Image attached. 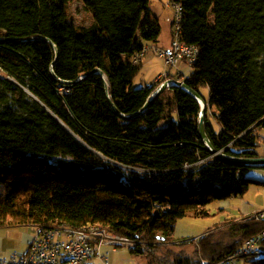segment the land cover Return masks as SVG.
Here are the masks:
<instances>
[{
  "label": "trees",
  "instance_id": "16d2710c",
  "mask_svg": "<svg viewBox=\"0 0 264 264\" xmlns=\"http://www.w3.org/2000/svg\"><path fill=\"white\" fill-rule=\"evenodd\" d=\"M81 1L90 25L72 20L71 0H0V228L96 225L131 240L147 264L231 257L263 223L246 219L179 245L176 224L264 185L248 177L264 166L213 157L199 101L177 87L135 115L165 82L133 87L142 68L134 57L158 44L160 20L150 0ZM169 2L182 5L183 40L199 49L185 83L210 90L212 146L262 157L264 0Z\"/></svg>",
  "mask_w": 264,
  "mask_h": 264
},
{
  "label": "built area",
  "instance_id": "2783aa9c",
  "mask_svg": "<svg viewBox=\"0 0 264 264\" xmlns=\"http://www.w3.org/2000/svg\"><path fill=\"white\" fill-rule=\"evenodd\" d=\"M174 10L172 24V40L169 47L162 48L156 45H146L142 52L134 57V62L139 64L143 57L153 51L157 57L162 59L171 68H177L185 63L189 67L196 64L199 49L183 40L182 16L183 7L180 3H171ZM168 85H172L163 77ZM189 76L183 77V81ZM168 86V87H169ZM255 221L264 224V211L257 212L252 217ZM264 241V230L245 242L231 257L222 260L218 264H233L237 259L249 258V252H257V256H264V250L260 248ZM131 240L118 236L108 237L106 230H71L68 228L37 229V233L26 254L14 253L9 258H0V264H90L92 259H98L99 264H109L108 253H103L104 245L120 246L130 245Z\"/></svg>",
  "mask_w": 264,
  "mask_h": 264
},
{
  "label": "rangeland",
  "instance_id": "374dc122",
  "mask_svg": "<svg viewBox=\"0 0 264 264\" xmlns=\"http://www.w3.org/2000/svg\"><path fill=\"white\" fill-rule=\"evenodd\" d=\"M150 6L153 14L157 17H161L164 22H169L170 19L174 16V10L169 4L168 0H150ZM170 5V4H169ZM69 14L72 20L78 25H90L94 22L93 15L86 10L84 4L81 0H71L69 4ZM151 66L147 64L142 65L141 70L134 79L133 87L135 89L155 84L156 79L160 74L167 75L171 74L174 80L183 81L182 77H178L179 73L177 68H171L165 64V62L159 57H155ZM178 68H182L184 76L187 77L191 73V67L187 64L182 63ZM183 76V75H182ZM165 77V76H164ZM172 79V80H173ZM199 94L203 100L207 103V110L210 111L209 99H210V90L208 87H202ZM164 126V123H163ZM262 141L258 147V153L261 156H264V132H261ZM248 177L250 179H264V169L262 168H253L249 170ZM264 185H251L248 192L242 197H233L230 200L225 201H216L210 204L208 209V214L206 216L195 217L194 215L187 216L180 219L175 228L174 238L176 244H181L185 241L197 240L200 237H203L213 231L218 229L219 233L227 232L228 226H224L226 223L232 221V219L238 218L240 212L242 211L243 199L252 205L259 204L262 199V192ZM233 204L232 207L229 204ZM241 206V207H239ZM177 251H182L180 247H176ZM182 249V250H181ZM189 254L194 252V248L186 247L184 248ZM258 258L251 257L249 259H237L233 264H256Z\"/></svg>",
  "mask_w": 264,
  "mask_h": 264
},
{
  "label": "crops",
  "instance_id": "0c3cea01",
  "mask_svg": "<svg viewBox=\"0 0 264 264\" xmlns=\"http://www.w3.org/2000/svg\"><path fill=\"white\" fill-rule=\"evenodd\" d=\"M169 4H167L168 7L170 6ZM158 18L160 20L162 32H161L160 40L156 46L166 48L170 46L172 40L173 17L170 19L169 22H164L161 19V17ZM155 57L156 55L153 51L148 52L143 57L142 65L147 64L148 66H151L153 64V61L156 59ZM178 71L179 73L177 74V76L182 77L183 79V77L185 76L184 73L182 72V68H178ZM164 76H167L168 80L173 79L171 74H167V75L160 74L156 79L155 83H159L163 81ZM255 180H259V179H255ZM259 181L264 182V179ZM244 200L245 199H243L242 211L240 212V216L238 218L232 219L231 222L226 223L224 226L231 225L232 223L241 222L246 219H253L252 217L255 213L264 211V189L262 192V199L259 201L260 202L259 204L252 205ZM229 204L232 207L233 204L231 203ZM36 233H37V229L33 227L23 226V227L0 228V258H9L14 253H19L22 255L28 253ZM260 248L263 249L262 246H260ZM101 250L103 253H108L109 264H147L146 260L143 257L135 255L131 247L128 245H120V246L104 245L101 248ZM99 263L100 261L98 259H92L90 261V264H99Z\"/></svg>",
  "mask_w": 264,
  "mask_h": 264
},
{
  "label": "water",
  "instance_id": "95a60500",
  "mask_svg": "<svg viewBox=\"0 0 264 264\" xmlns=\"http://www.w3.org/2000/svg\"><path fill=\"white\" fill-rule=\"evenodd\" d=\"M2 41V40H0ZM96 73H100L102 74L100 71H96ZM85 78V76L81 77L79 80L74 81L71 83V85H76L79 82H81L83 79ZM170 83H173L174 85H168L167 82H164L163 84H161L154 92L153 94L150 96L148 102L146 103V105L143 107V109L136 113L135 115H139L141 114L143 111H145L150 104L167 88H171V87H177L181 90H184L188 93H190L191 95H193L200 103L201 105V113H200V119H199V128H200V133L201 136L205 142V144L207 145L209 151L213 154V157H219L222 159H225L227 161H231L234 163H238V164H242V165H246L249 167H263L264 166V156L262 157H257V158H237V157H231L226 155L223 151H217L211 144L206 132H205V116L207 113V103L203 100V98L201 97V95L196 92L195 90H193L191 87H189L184 81H177V80H172L170 81ZM169 86V87H168ZM113 108H115V106L112 104ZM159 240L164 241L165 238L164 237H158Z\"/></svg>",
  "mask_w": 264,
  "mask_h": 264
},
{
  "label": "bare ground",
  "instance_id": "6f19581e",
  "mask_svg": "<svg viewBox=\"0 0 264 264\" xmlns=\"http://www.w3.org/2000/svg\"><path fill=\"white\" fill-rule=\"evenodd\" d=\"M172 85H174V84L172 83ZM61 228H68V227H61ZM69 229H71V230H85V229H90V230H106V231H108V237H115V234L112 233L111 231H109L107 229H104L102 227L96 226V225L89 226V227H84V228H80V229H73V228H69ZM251 257H254V258H262L263 257L264 258V256H257V252H249V258H251Z\"/></svg>",
  "mask_w": 264,
  "mask_h": 264
}]
</instances>
